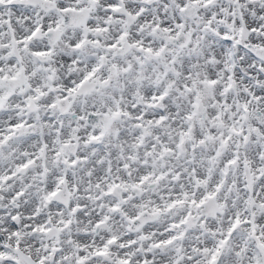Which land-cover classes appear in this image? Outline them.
Masks as SVG:
<instances>
[{"label":"snow or ice","instance_id":"6c2138e0","mask_svg":"<svg viewBox=\"0 0 264 264\" xmlns=\"http://www.w3.org/2000/svg\"><path fill=\"white\" fill-rule=\"evenodd\" d=\"M0 264H264V0H0Z\"/></svg>","mask_w":264,"mask_h":264}]
</instances>
